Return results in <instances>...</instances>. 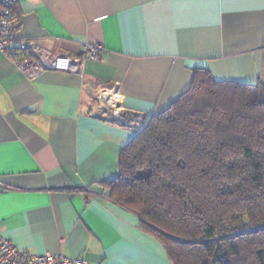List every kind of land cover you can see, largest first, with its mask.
Masks as SVG:
<instances>
[{
    "label": "crops",
    "instance_id": "0c3cea01",
    "mask_svg": "<svg viewBox=\"0 0 264 264\" xmlns=\"http://www.w3.org/2000/svg\"><path fill=\"white\" fill-rule=\"evenodd\" d=\"M19 37L53 55L102 44L80 72L30 77L0 50V232L24 252L86 264H174L139 216L108 196L145 117L209 69L264 86V0H19ZM113 95L99 101L97 90Z\"/></svg>",
    "mask_w": 264,
    "mask_h": 264
},
{
    "label": "trees",
    "instance_id": "16d2710c",
    "mask_svg": "<svg viewBox=\"0 0 264 264\" xmlns=\"http://www.w3.org/2000/svg\"><path fill=\"white\" fill-rule=\"evenodd\" d=\"M140 114L122 111L128 125ZM122 148L108 196L174 264H264V86L197 70Z\"/></svg>",
    "mask_w": 264,
    "mask_h": 264
},
{
    "label": "built area",
    "instance_id": "2783aa9c",
    "mask_svg": "<svg viewBox=\"0 0 264 264\" xmlns=\"http://www.w3.org/2000/svg\"><path fill=\"white\" fill-rule=\"evenodd\" d=\"M19 0H0V50L9 53L14 63L26 75L33 77L46 69L80 72L89 59L100 58L104 46L84 41L78 57L68 54L53 55L35 39L19 37L17 30L21 18L16 10ZM99 101H111L113 95L102 89L97 90ZM7 185L0 179V188ZM85 259L65 254H36L21 251L17 245L0 232V264H86Z\"/></svg>",
    "mask_w": 264,
    "mask_h": 264
},
{
    "label": "rangeland",
    "instance_id": "374dc122",
    "mask_svg": "<svg viewBox=\"0 0 264 264\" xmlns=\"http://www.w3.org/2000/svg\"><path fill=\"white\" fill-rule=\"evenodd\" d=\"M141 120H142V118L141 117H139L138 118V122H140L139 124H140V126H143L144 124L143 123H141ZM144 123H145V119H144Z\"/></svg>",
    "mask_w": 264,
    "mask_h": 264
}]
</instances>
